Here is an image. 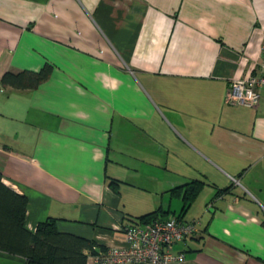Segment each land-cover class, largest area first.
<instances>
[{"label": "crops", "instance_id": "crops-1", "mask_svg": "<svg viewBox=\"0 0 264 264\" xmlns=\"http://www.w3.org/2000/svg\"><path fill=\"white\" fill-rule=\"evenodd\" d=\"M263 55L264 0H0V171L26 228L53 217L99 264L161 209L199 226L170 264H264V87L227 103ZM46 65L35 89L1 83Z\"/></svg>", "mask_w": 264, "mask_h": 264}, {"label": "trees", "instance_id": "trees-1", "mask_svg": "<svg viewBox=\"0 0 264 264\" xmlns=\"http://www.w3.org/2000/svg\"><path fill=\"white\" fill-rule=\"evenodd\" d=\"M51 71L50 65H46L40 71L23 70L17 73L7 71L2 76L1 83L14 89H35L48 79ZM185 186L188 187L185 197L191 200L198 191V185L190 183ZM180 188L182 186L175 187L172 191ZM27 207V196L7 186L0 171L1 251L24 257L25 264H88L89 253L97 252L94 242L74 234L60 232L57 220L53 217L40 223L36 232L28 230L24 222ZM161 211L164 210H156L141 216V219L144 223L160 219L156 216Z\"/></svg>", "mask_w": 264, "mask_h": 264}, {"label": "built area", "instance_id": "built-area-1", "mask_svg": "<svg viewBox=\"0 0 264 264\" xmlns=\"http://www.w3.org/2000/svg\"><path fill=\"white\" fill-rule=\"evenodd\" d=\"M262 73L235 80L227 103L256 106L260 89L264 87V55ZM125 245L111 247L96 256L99 264H170L183 260L184 254L175 256L173 247L199 232L197 221H184L177 216L156 219L143 224H129L123 228Z\"/></svg>", "mask_w": 264, "mask_h": 264}]
</instances>
